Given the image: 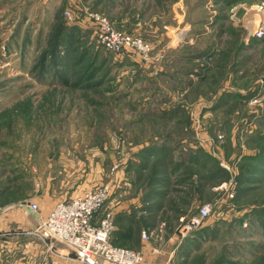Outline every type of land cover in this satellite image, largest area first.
Listing matches in <instances>:
<instances>
[{"label":"rangeland","instance_id":"obj_1","mask_svg":"<svg viewBox=\"0 0 264 264\" xmlns=\"http://www.w3.org/2000/svg\"><path fill=\"white\" fill-rule=\"evenodd\" d=\"M256 3L0 0V209L109 187L101 214L115 231L130 209L158 256L172 239L179 264H264ZM88 13L140 39L147 58L108 49ZM114 245L145 263L135 242Z\"/></svg>","mask_w":264,"mask_h":264},{"label":"built area","instance_id":"obj_2","mask_svg":"<svg viewBox=\"0 0 264 264\" xmlns=\"http://www.w3.org/2000/svg\"><path fill=\"white\" fill-rule=\"evenodd\" d=\"M253 11L260 15V19L252 36L262 39L264 0H257ZM87 19L94 26L100 42L108 49L120 51L135 48L143 59L147 58L149 48L140 39L133 40L129 36L115 32L109 20L100 14L88 13ZM109 193V187H103L59 201L38 226L27 234L35 241L43 243L46 250L51 253L55 243L63 244L81 264H142L141 253L117 247L112 243L113 217L109 212L101 214ZM28 210L36 214L39 209L35 203H29ZM209 211L208 206L201 209L199 216L193 217L191 222L198 225L209 215ZM143 237L146 235L143 234ZM50 264L59 263L51 261Z\"/></svg>","mask_w":264,"mask_h":264},{"label":"crops","instance_id":"obj_3","mask_svg":"<svg viewBox=\"0 0 264 264\" xmlns=\"http://www.w3.org/2000/svg\"><path fill=\"white\" fill-rule=\"evenodd\" d=\"M74 193L75 192L72 191L71 195L73 196ZM69 194V191H67L64 194L59 195L63 198L60 199L61 197L55 194L41 193L36 196H32L29 199H24L25 202L21 203L22 205L20 206L1 205L2 209L0 210V264H50L51 261L58 262L59 264H81L74 258V254L69 251L63 244L55 243V246L53 245L54 251L51 253L46 250V246L43 243L35 241L32 237L27 234V232L34 230L38 226L41 220L47 216L49 211L57 202H59V200L63 201L73 198L72 196L67 197L68 199L64 198ZM159 194L162 195L163 192ZM35 201H51V204H36L39 210L38 213L34 214L28 210V204L34 203ZM145 211L147 216L144 217H155L159 213V210L158 212H150L149 210L145 209ZM124 213V222L121 224L116 223L115 231H113V244L114 241L122 242L125 244L135 242L137 246L139 245V248L143 247L147 255L145 257L144 264H176L177 261H179L177 263L179 264L181 263V261H183L180 255L177 256V254L172 251L176 248V245L175 241H173L171 238H169L171 239L169 241L170 250L158 256L159 253L156 254L155 251L157 250L156 246L151 245L152 241L143 240L141 238V234L145 229L142 228L139 232L133 231L131 225L134 226L136 221L133 219V214H131L132 212H130V209H125ZM161 213H163V211H161ZM150 225L152 224L148 222L147 226ZM180 244L181 243L179 242L178 246ZM45 258H47V260Z\"/></svg>","mask_w":264,"mask_h":264},{"label":"trees","instance_id":"obj_4","mask_svg":"<svg viewBox=\"0 0 264 264\" xmlns=\"http://www.w3.org/2000/svg\"><path fill=\"white\" fill-rule=\"evenodd\" d=\"M155 179H158L157 177ZM113 243V242H112Z\"/></svg>","mask_w":264,"mask_h":264}]
</instances>
